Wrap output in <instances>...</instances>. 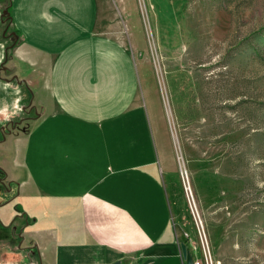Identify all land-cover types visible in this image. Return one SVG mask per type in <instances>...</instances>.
Masks as SVG:
<instances>
[{"label": "crops", "instance_id": "obj_1", "mask_svg": "<svg viewBox=\"0 0 264 264\" xmlns=\"http://www.w3.org/2000/svg\"><path fill=\"white\" fill-rule=\"evenodd\" d=\"M101 5L0 0V68L6 8L18 63L17 80L0 72V264H185L181 243L200 260L171 229L172 173L160 167L120 21L109 34ZM11 82L37 116L8 155Z\"/></svg>", "mask_w": 264, "mask_h": 264}, {"label": "rangeland", "instance_id": "obj_2", "mask_svg": "<svg viewBox=\"0 0 264 264\" xmlns=\"http://www.w3.org/2000/svg\"><path fill=\"white\" fill-rule=\"evenodd\" d=\"M101 17L109 34L120 21L139 69L173 208L178 198L171 229L202 264H264V0H102ZM7 89L11 155L37 111Z\"/></svg>", "mask_w": 264, "mask_h": 264}, {"label": "water", "instance_id": "obj_3", "mask_svg": "<svg viewBox=\"0 0 264 264\" xmlns=\"http://www.w3.org/2000/svg\"><path fill=\"white\" fill-rule=\"evenodd\" d=\"M1 18H4V19H10V15H9V12H8V9H5L3 10L2 12V15H1ZM15 38H17V35L15 33L12 34ZM16 45V41L14 40L13 44L11 46H9L7 48V50L5 51L6 52V55H5V60L4 62H2L1 64V68H0V72L2 71H5L7 73V67L5 66V63L7 62V51L9 49H12L14 46ZM11 72L14 74L15 73V68H13L11 70ZM14 79H17V76L14 74L13 76V79L11 80H8V81H12ZM181 253H182V257H183V260L185 261V264H193V257L189 251V249L187 248L186 244L185 243H181ZM113 264H120V261H117Z\"/></svg>", "mask_w": 264, "mask_h": 264}, {"label": "flooded vegetation", "instance_id": "obj_4", "mask_svg": "<svg viewBox=\"0 0 264 264\" xmlns=\"http://www.w3.org/2000/svg\"><path fill=\"white\" fill-rule=\"evenodd\" d=\"M5 20V22H4V30H3V36L4 37H6L7 38V40H10L11 42V44L9 45V46H11L12 45V43L14 42V37L12 36V34H11V32H9L8 31V29H9V26H8V24H7V21H6V19H4ZM8 46V47H9ZM10 50V49H9ZM8 50V51H9ZM8 51H7V57H9L8 56ZM7 60H8V58H7ZM13 68H10V69H8L7 68V75H9L10 76V78H12L13 79V76H14V74L11 72V70H12ZM2 72H4V73H6L5 71H2ZM15 80V79H14ZM13 80V81H14ZM17 80V79H16ZM12 126H14V124L12 123Z\"/></svg>", "mask_w": 264, "mask_h": 264}, {"label": "built area", "instance_id": "obj_5", "mask_svg": "<svg viewBox=\"0 0 264 264\" xmlns=\"http://www.w3.org/2000/svg\"><path fill=\"white\" fill-rule=\"evenodd\" d=\"M206 263L207 264H212L211 258L208 255H206ZM193 264H202V262L200 260H193Z\"/></svg>", "mask_w": 264, "mask_h": 264}, {"label": "bare ground", "instance_id": "obj_6", "mask_svg": "<svg viewBox=\"0 0 264 264\" xmlns=\"http://www.w3.org/2000/svg\"><path fill=\"white\" fill-rule=\"evenodd\" d=\"M183 174H184V180L187 182V180H186V177H187V174L186 173H184L183 172ZM188 179V178H187ZM186 186H188V184L186 183ZM191 198H192V196H191ZM193 199V198H192ZM191 202V201H190ZM195 204V203H194ZM197 211V210H196ZM198 212V211H197ZM198 215V214H197ZM199 216V215H198ZM205 243V242H204ZM206 255V254H205Z\"/></svg>", "mask_w": 264, "mask_h": 264}]
</instances>
